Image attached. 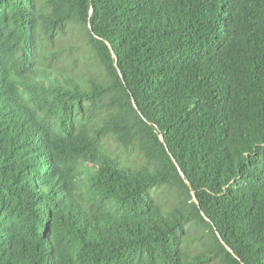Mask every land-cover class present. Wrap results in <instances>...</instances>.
I'll return each instance as SVG.
<instances>
[{
    "label": "trees",
    "instance_id": "16d2710c",
    "mask_svg": "<svg viewBox=\"0 0 264 264\" xmlns=\"http://www.w3.org/2000/svg\"><path fill=\"white\" fill-rule=\"evenodd\" d=\"M0 264H264V0H0Z\"/></svg>",
    "mask_w": 264,
    "mask_h": 264
},
{
    "label": "rangeland",
    "instance_id": "374dc122",
    "mask_svg": "<svg viewBox=\"0 0 264 264\" xmlns=\"http://www.w3.org/2000/svg\"><path fill=\"white\" fill-rule=\"evenodd\" d=\"M58 46L61 47V53L57 58L59 61L63 63L69 62V67L72 71L76 72L82 69L85 75L92 73L94 67L86 66L83 63V56L89 54L84 44L76 42V40L71 37L64 39ZM68 53L77 58V64L74 63V60ZM102 150L109 154L116 162L121 164L136 169L146 167L152 169L142 153L132 147L129 149L123 148L111 137H106L104 139ZM151 194L154 202L166 213L170 208V203L168 202L169 189L167 187L155 186L151 189Z\"/></svg>",
    "mask_w": 264,
    "mask_h": 264
},
{
    "label": "water",
    "instance_id": "95a60500",
    "mask_svg": "<svg viewBox=\"0 0 264 264\" xmlns=\"http://www.w3.org/2000/svg\"><path fill=\"white\" fill-rule=\"evenodd\" d=\"M185 182H186V184L190 187L189 182H188L187 180H186Z\"/></svg>",
    "mask_w": 264,
    "mask_h": 264
}]
</instances>
